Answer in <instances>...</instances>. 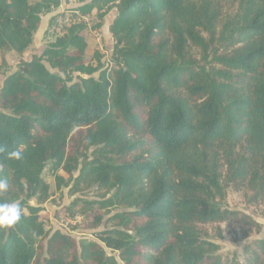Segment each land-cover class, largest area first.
<instances>
[{
  "label": "trees",
  "instance_id": "trees-1",
  "mask_svg": "<svg viewBox=\"0 0 264 264\" xmlns=\"http://www.w3.org/2000/svg\"><path fill=\"white\" fill-rule=\"evenodd\" d=\"M233 4L226 13V0H92L5 77L0 202L20 204L22 217L0 227V264H264V238L230 263L207 229L230 219L260 226L222 207L226 186L264 200V0ZM60 5L0 0V71L2 52L23 53L42 14ZM112 7L111 65L86 62L84 17L97 11L99 28ZM16 150L22 159L9 158ZM48 161L74 180L73 193L104 190L88 205L116 212L96 239L46 230L30 199L48 198Z\"/></svg>",
  "mask_w": 264,
  "mask_h": 264
},
{
  "label": "rangeland",
  "instance_id": "rangeland-1",
  "mask_svg": "<svg viewBox=\"0 0 264 264\" xmlns=\"http://www.w3.org/2000/svg\"><path fill=\"white\" fill-rule=\"evenodd\" d=\"M34 1V0H33ZM92 0H61V5L52 9L51 12L43 13L38 30L33 36L32 44L23 52L18 53L13 50L3 51L1 59L6 61L0 71V90L2 80L18 69L21 60H30L34 55L43 53L47 45L56 39L57 36L65 32V26L71 25V14L74 8L79 7ZM233 0H226V13L230 12L233 7ZM117 16V8L112 7L108 10L102 20L99 28H94L100 21L97 11L84 17L88 24L84 35L88 42L85 53V61L96 64L98 56L101 63L108 67L111 65V58L114 54L115 40L110 31L111 24ZM47 67L55 72L48 63ZM81 76L76 73L75 80H80ZM94 76H98L95 73ZM1 109V105H0ZM89 157L91 159L98 156L97 149L91 148ZM84 162V161H83ZM80 168L74 176L79 175ZM58 176L62 179H58ZM41 178L49 184L48 198L39 203L37 198L30 199L31 205L41 206V218L45 221L46 230L50 233L60 229L64 232L71 233L78 240L96 239L97 231L105 230L111 227L112 222L108 218L116 212L115 209H100L97 205L90 206L88 202L98 201L105 194L104 190L93 185L78 193L72 192L74 180L69 179V175L62 169L55 170L52 161H48L41 173ZM112 192L106 195L111 196ZM222 207L229 211H239L250 216L254 221L260 224L256 226H243L233 219L212 223L207 225L209 239L219 245L218 254L230 263L235 261H244L243 248L251 241L264 238V200L253 201L250 194L240 190L233 185L225 187V196L221 201ZM71 207V210H66ZM24 212L28 213L25 209ZM102 216V223L95 227L96 217ZM108 254H112L110 249H106Z\"/></svg>",
  "mask_w": 264,
  "mask_h": 264
},
{
  "label": "clouds",
  "instance_id": "clouds-1",
  "mask_svg": "<svg viewBox=\"0 0 264 264\" xmlns=\"http://www.w3.org/2000/svg\"><path fill=\"white\" fill-rule=\"evenodd\" d=\"M3 151V148H0ZM9 158L20 160L22 153L18 150L8 153ZM9 185L6 179H0V192L6 191ZM22 217L20 204L15 201L0 202V227H9L15 225Z\"/></svg>",
  "mask_w": 264,
  "mask_h": 264
},
{
  "label": "crops",
  "instance_id": "crops-1",
  "mask_svg": "<svg viewBox=\"0 0 264 264\" xmlns=\"http://www.w3.org/2000/svg\"><path fill=\"white\" fill-rule=\"evenodd\" d=\"M4 79H5V78H4ZM3 82H4V80H2V82H1V83H2L1 85H2V86H3Z\"/></svg>",
  "mask_w": 264,
  "mask_h": 264
}]
</instances>
